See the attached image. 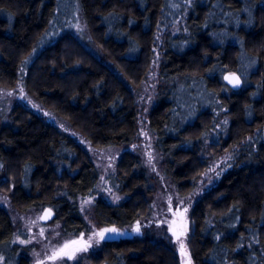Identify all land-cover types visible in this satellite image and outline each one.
I'll return each mask as SVG.
<instances>
[{"label": "trees", "instance_id": "16d2710c", "mask_svg": "<svg viewBox=\"0 0 264 264\" xmlns=\"http://www.w3.org/2000/svg\"><path fill=\"white\" fill-rule=\"evenodd\" d=\"M77 13L117 70L72 31ZM60 15L64 25L53 27ZM34 52L23 75L27 91L96 147L137 140L139 106L130 84L147 77L157 53L148 130L165 176L182 193L207 167L202 137L225 110L226 136L210 145L239 148L193 208L191 259L264 264V0H0V86L15 87ZM230 71L244 79L237 90L223 80ZM116 172L112 185L127 198H95L91 219L128 229L148 212L149 177L129 150ZM98 182L89 152L73 136L23 104L12 107L7 121L0 113V190L16 207L50 206L65 231L86 232L89 217L76 200L94 196ZM14 237L11 217L0 207V257L30 264ZM92 260L180 264L167 238L132 234L105 239Z\"/></svg>", "mask_w": 264, "mask_h": 264}, {"label": "rangeland", "instance_id": "374dc122", "mask_svg": "<svg viewBox=\"0 0 264 264\" xmlns=\"http://www.w3.org/2000/svg\"><path fill=\"white\" fill-rule=\"evenodd\" d=\"M77 15L75 17L76 21H74L71 28L72 31L93 54L117 70L113 62L104 55L103 51L94 42L83 18L79 17V13ZM65 17L63 15L57 17L53 27L64 25ZM34 54L35 52L25 60L20 80L15 87L0 86V113L2 119L4 121L9 119L11 109L17 103L23 104L41 115L48 122L73 136L89 152L98 169L99 182L94 196L78 198L76 200L81 213L87 219L89 217L87 221L88 231L81 233L65 231L61 220L57 218L58 212L54 208L47 205L33 204L27 206L25 209H20L14 205L8 193L0 190V207L9 214L15 228L14 243H18L22 251L29 256L30 264H95L92 258L101 253V247L105 240H100V237L94 235V233L111 227L98 226L92 221V204L97 197H103L109 202H118L127 198L126 194L113 187L112 180L116 176V165L121 154L123 151L129 150L140 158L141 166L149 177V190L146 193L149 209L134 226L128 229H120V235H150L155 240L167 238L173 243L179 256L180 264H193L189 246V235L193 225V208L202 195L215 185L222 174L233 165L235 162V151L239 148L236 146L230 150H226L219 147L216 150L213 148L215 145H210L211 141L217 142L219 138V140H223L226 136L229 118L225 110L218 111L215 123L211 125L206 135L202 137L203 143L200 155L206 161L207 167L196 179L195 186L190 191L182 193L165 176L163 157L157 150L153 136L148 130V112L154 102L155 89L158 83L157 53L147 73V77L138 85L130 84L139 106V130L137 140L127 147H96L92 145L66 119L52 109L44 106L36 97L31 95L24 86L23 75L25 67ZM244 74L246 75L247 73ZM196 80L195 78H190L189 82L198 85ZM243 83L244 79H242ZM86 201H90V203H85ZM47 207H50L54 211V215L50 220L43 222L41 221V215ZM137 225L140 228L139 232L134 231ZM173 227H175V232L184 230V233L177 239L173 238ZM81 234H83V239L88 240V237H93L91 241L88 240V244L91 246L87 251L77 252V259L74 260H67L66 258L64 260L50 259L65 243L81 240ZM21 241H24V243H21ZM181 244L184 246L183 253L181 252ZM74 248L69 247L67 251L71 252ZM0 264H5L2 257H0ZM100 264L105 263L102 262Z\"/></svg>", "mask_w": 264, "mask_h": 264}, {"label": "snow or ice", "instance_id": "6c2138e0", "mask_svg": "<svg viewBox=\"0 0 264 264\" xmlns=\"http://www.w3.org/2000/svg\"><path fill=\"white\" fill-rule=\"evenodd\" d=\"M226 80H229L230 83L233 84L234 87L238 86L240 84V80L238 78L235 77H225ZM85 203H90V201H86ZM50 214V213H49ZM43 218H47V216L43 217ZM134 231L139 232L140 228L139 225H137L134 229ZM109 234H120V230L115 228V227H111V228H105L100 230L98 233H94V235H98L100 237V240H105V239H109L112 238ZM93 239L92 236L88 237V240L91 241ZM83 240V234H81V241H76L73 240L71 242L65 243L63 245V247L61 249H59L57 252H55L50 259L52 260H64L65 258L67 260H74L77 259L76 257V253L77 252H84L87 251L88 248L91 246L90 244H88L87 242L83 243V246L81 247H76L74 248L71 252L67 251V249H69L70 245H78L81 244ZM21 243H24V241H21ZM97 243H99V241H97ZM184 250V246L183 244H181V252L183 253Z\"/></svg>", "mask_w": 264, "mask_h": 264}, {"label": "water", "instance_id": "95a60500", "mask_svg": "<svg viewBox=\"0 0 264 264\" xmlns=\"http://www.w3.org/2000/svg\"><path fill=\"white\" fill-rule=\"evenodd\" d=\"M226 76L227 77H230V78H232V77L238 78L240 80V84L238 86L234 87L233 84L229 82V80H226L225 79ZM223 80H224V82L226 84H228V86H230L234 90H237V89H239L242 86V78H241V76L237 72H234V71H230V72L225 73L224 76H223ZM53 215H54V211L50 207H47L44 210V212L42 213V215H41V221L46 222V221L50 220L53 217ZM45 216H47L46 219L43 218ZM174 230H175V227L172 228L173 238L174 239H177L182 233H184V230L183 229L181 231H179V232H175ZM119 235L120 234H111L110 236L111 237H118ZM77 241H81V240H77ZM84 242H87L88 243V240L87 239H83L82 242H81V244L74 245V246L81 247V246H83V243Z\"/></svg>", "mask_w": 264, "mask_h": 264}, {"label": "flooded vegetation", "instance_id": "af4514ba", "mask_svg": "<svg viewBox=\"0 0 264 264\" xmlns=\"http://www.w3.org/2000/svg\"><path fill=\"white\" fill-rule=\"evenodd\" d=\"M70 247H71V248H74V247H76V246H74V245H71Z\"/></svg>", "mask_w": 264, "mask_h": 264}]
</instances>
